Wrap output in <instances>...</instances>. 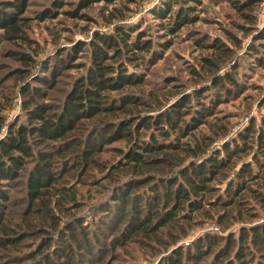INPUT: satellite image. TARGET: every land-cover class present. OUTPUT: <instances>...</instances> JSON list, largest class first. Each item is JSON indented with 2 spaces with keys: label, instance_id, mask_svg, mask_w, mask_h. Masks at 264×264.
Instances as JSON below:
<instances>
[{
  "label": "trees",
  "instance_id": "trees-1",
  "mask_svg": "<svg viewBox=\"0 0 264 264\" xmlns=\"http://www.w3.org/2000/svg\"><path fill=\"white\" fill-rule=\"evenodd\" d=\"M63 1L29 16L30 0H0L10 45L0 55L11 60L0 63V264H264V111L246 103L233 130L219 108L247 89L233 73L241 40L196 36L206 52L190 67L191 89L177 76L148 81L163 54L154 45L169 46L135 26L94 30L49 64L34 21L85 17L80 9L100 0ZM237 1L256 9L261 0ZM190 7L179 5L172 26ZM80 52L86 62L75 64ZM16 99L21 113L9 118Z\"/></svg>",
  "mask_w": 264,
  "mask_h": 264
},
{
  "label": "rangeland",
  "instance_id": "rangeland-1",
  "mask_svg": "<svg viewBox=\"0 0 264 264\" xmlns=\"http://www.w3.org/2000/svg\"><path fill=\"white\" fill-rule=\"evenodd\" d=\"M165 1L113 0V2H107L100 0L80 9L79 14L83 13L85 17L78 15L72 18L60 13L53 19L35 20L32 36L40 41L38 48H41L42 53L39 58L49 57V64L55 62L57 50L70 48L78 40H89L94 30L109 31L114 23L124 27L135 26L146 30L148 36H151L156 44L167 43L169 46L163 49L159 45H154V48L162 50L163 54L156 61L157 63L147 70L148 81L157 84L162 81L163 77L169 76L174 79L177 76L180 82L191 89L190 67L197 65L199 56L206 52L193 39L201 35L203 38L208 36V40L221 37L224 42L232 46L229 37L234 35L241 40V45L235 48L234 63L236 65L233 67V73L242 85L247 86V89L239 98L221 103L219 108L222 113L228 114L229 120L233 123V130L240 125L241 120H246L245 116L241 118L247 110L246 103L250 105L251 113L259 116L264 111V106L256 103L264 94V67L258 64L257 56L264 59V38L254 39L253 35L264 26V0L260 1L256 9L254 6L253 9H239L237 6L240 4L237 0H170V9L168 8L167 12H162L163 18H161L158 17L159 13L157 12L164 10L162 8H165ZM63 2L65 3L62 8L70 9L75 6L77 0H64ZM51 3L52 0H30L25 14L34 16L38 10ZM180 4L183 7L191 6L186 19L193 18V21L186 20L183 25L172 26L177 20L175 14ZM190 33L192 35L188 38ZM8 46H10L9 43L2 40L0 34V54H3ZM202 46L205 47L204 44ZM249 47H253V49ZM83 49L85 50L83 52L87 51V47ZM61 54L63 55L64 51ZM82 61L86 62V56L85 53L80 52L74 63ZM1 62L7 65L11 64L10 59L0 55ZM230 64L222 70L230 71ZM5 70V68L0 69V74ZM77 74L78 71L75 68L63 73L60 76L57 90L66 88L73 76ZM57 90L54 91L55 94L58 93ZM208 95L205 93L200 100H205L208 103L210 99ZM246 95L249 96L247 100L244 99ZM18 113L21 111L18 99H16L13 108L7 111V117L12 118ZM15 182L18 188L15 189L14 196L21 200V196H23V193H20L21 179H17ZM214 229L211 226H205L203 230ZM187 242L186 240L184 243ZM94 252L96 251L94 250ZM110 256L111 254L104 255L105 262L111 260ZM114 263L115 261L110 262V264ZM140 264H149V261L142 260Z\"/></svg>",
  "mask_w": 264,
  "mask_h": 264
}]
</instances>
